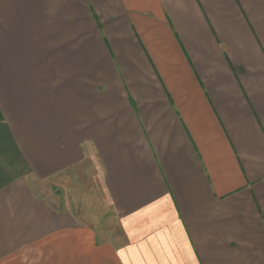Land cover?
<instances>
[{"label":"crops","instance_id":"0c3cea01","mask_svg":"<svg viewBox=\"0 0 264 264\" xmlns=\"http://www.w3.org/2000/svg\"><path fill=\"white\" fill-rule=\"evenodd\" d=\"M0 264H264V0H0Z\"/></svg>","mask_w":264,"mask_h":264}]
</instances>
